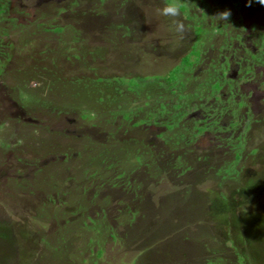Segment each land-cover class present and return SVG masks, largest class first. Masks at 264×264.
I'll use <instances>...</instances> for the list:
<instances>
[{
	"label": "rangeland",
	"instance_id": "374dc122",
	"mask_svg": "<svg viewBox=\"0 0 264 264\" xmlns=\"http://www.w3.org/2000/svg\"><path fill=\"white\" fill-rule=\"evenodd\" d=\"M165 2L0 0V264H59V239L81 264H264V4L175 0L177 33ZM194 47L175 93H124L119 108L44 85L51 72L165 75ZM131 146L146 157L132 167ZM106 218L115 240L92 223Z\"/></svg>",
	"mask_w": 264,
	"mask_h": 264
},
{
	"label": "trees",
	"instance_id": "16d2710c",
	"mask_svg": "<svg viewBox=\"0 0 264 264\" xmlns=\"http://www.w3.org/2000/svg\"><path fill=\"white\" fill-rule=\"evenodd\" d=\"M235 6L238 8L239 7V2H235ZM183 7V10H186V5H181V8ZM0 11L3 13L4 12V7L2 4H0ZM117 26V25H116ZM124 26V25H123ZM199 31L201 32L202 30V25L199 26ZM56 30L61 31L62 28L58 27L56 28ZM203 54L202 50L197 49V48H193V50L185 55L181 61L180 65L175 66L173 69L169 70L165 75H147V76H121L119 74H113L110 76H100L98 74H92V75H86V74H80V75H73V77L66 79V77H58V79L55 80V74L52 73V77L51 74L47 75L48 76V80H45L48 83L44 84L45 86H47V88L49 87H56V85H61L63 87H72L75 89L78 88L79 91H85V92H95L98 97L97 100L98 102H112V104H115L116 107H121V98H123V94H130L129 92H137V91H143L145 92L147 95V92H151L152 90H154V88L156 86H160L162 88H165V83L167 84L168 89L171 90V93H175V86H176V82L180 79L179 75L182 73V71H186L190 68V66H193L194 63L196 62V60H192L191 57L193 55H195L196 57H200ZM79 58H83V56H78ZM83 65H86V63H88V60H81ZM46 69V68H45ZM48 70V68H47ZM51 70V69H50ZM226 70H223V73H225ZM36 73V71H35ZM34 73V74H35ZM44 81V80H42ZM67 82V83H64ZM215 84V87L218 90L220 88V85L217 82H214L212 85ZM59 87V86H58ZM87 92V93H88ZM93 92V93H94ZM128 92V93H127ZM125 95V94H124ZM216 99L220 100V95L216 94ZM179 104V102H178ZM243 103H240V105H242ZM161 109H159V111L157 110V112H150L148 119L146 120H142L144 121H150V122H159L157 121L156 118H158L159 113H162V111L165 109L164 104L160 103ZM196 107H201L202 109L205 110V104L204 103H200L198 106L197 104L193 103V106L191 108H187L188 110H186L187 112L189 110L195 109ZM220 113H223L221 110L219 111ZM234 114V113H233ZM215 122V121H214ZM240 122V118L235 115L234 116V120L230 123L229 127H235L236 125H238V123ZM203 123V124H202ZM211 124H206L204 122H202L201 120L199 121H195V126L198 129L199 133H204L205 131L210 129ZM169 127H173V125H169ZM229 127H227L229 129ZM226 128V129H227ZM223 129V128H222ZM221 127H219V131L222 130ZM182 139V137H181ZM131 149L133 148L132 146L130 147ZM131 152V154H127L126 156V160L125 163L129 166H135V165H139L141 162H143L146 157L142 156L140 154V152H138L139 150H134ZM236 158H240V153L239 150H237L235 152ZM131 158V159H130ZM147 163V162H146ZM148 165V164H147ZM150 168H152L153 163L150 161ZM96 174V173H95ZM93 174V175H95ZM93 175H90L91 177ZM83 199V198H82ZM83 201V202H82ZM88 202L89 204H92V202H94V200L92 199H83L80 200L79 199V203H84V202ZM101 201V200H100ZM99 201V202H100ZM106 200H103V203ZM101 203V202H100ZM84 205V204H83ZM107 203H104V206H106ZM85 206V205H84ZM86 207V206H85ZM107 207V206H106ZM84 209V208H83ZM101 211H103V213L105 212L104 208L101 209ZM100 212V211H99ZM137 212V211H136ZM102 214V212H100ZM99 213V214H100ZM135 214V213H134ZM130 218H134V216L131 214V217L129 216L128 221L130 223L133 222L134 219H130ZM92 223H97L99 225V227L101 226L102 229H100L97 233L99 236H102L104 232H108V230H110V236L112 239H116V232H113L114 227L113 224L111 225L108 221V219L106 218L105 221L102 219V221L97 222L95 219H92ZM95 225V224H94ZM65 229V228H64ZM63 229V230H64ZM67 230V229H66ZM72 232V231H71ZM71 232L66 231V233H68V235L72 234ZM63 238V237H62ZM61 239H59L60 241ZM92 240V239H91ZM57 241V246L55 247V254L54 256L58 257V262L59 264H81L79 260V256H78V250L80 249V247H74L73 245L69 246L67 244V241L65 242V240L61 243ZM91 242V241H90ZM103 254V249L100 248L96 251V258L101 257Z\"/></svg>",
	"mask_w": 264,
	"mask_h": 264
},
{
	"label": "clouds",
	"instance_id": "9594fccd",
	"mask_svg": "<svg viewBox=\"0 0 264 264\" xmlns=\"http://www.w3.org/2000/svg\"><path fill=\"white\" fill-rule=\"evenodd\" d=\"M259 2L261 4H264V0H259ZM158 11L159 15L166 18H172L173 25L177 33H184L186 31V24L181 19L183 16L181 7L178 3L175 2V0H171V2H168V0H166L164 6ZM229 16L230 13L228 11H225L219 14V19L222 21H228Z\"/></svg>",
	"mask_w": 264,
	"mask_h": 264
},
{
	"label": "flooded vegetation",
	"instance_id": "af4514ba",
	"mask_svg": "<svg viewBox=\"0 0 264 264\" xmlns=\"http://www.w3.org/2000/svg\"><path fill=\"white\" fill-rule=\"evenodd\" d=\"M250 67H251V66H250ZM228 68H230V65L227 64V67H226L227 71H228ZM245 71H247V75H248L247 78H246V79H238V80H242V82L245 81L244 83H247V82H249V81H252L254 78L252 77L251 69H250V68H249V69H248V68H245ZM262 74H263V79H262L261 81L263 82V84H262V83H261V84H262V86H263V90H264V72H262ZM233 79H235V78H233ZM244 83H243V84H244ZM236 84H237V83H236ZM233 93H234V92H233ZM233 93H232V94H233ZM248 93H249V92H248ZM239 104H240V103H238V105H239ZM228 127H229V126H228ZM226 128H227L226 126L223 127V129H226ZM227 129H228V128H227ZM230 138H231V137H230ZM230 138H229V139H230Z\"/></svg>",
	"mask_w": 264,
	"mask_h": 264
}]
</instances>
